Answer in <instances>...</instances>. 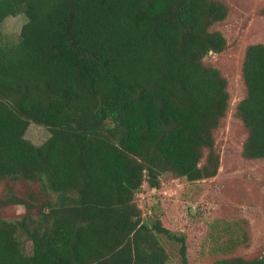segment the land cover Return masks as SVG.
I'll return each mask as SVG.
<instances>
[{
	"label": "trees",
	"instance_id": "16d2710c",
	"mask_svg": "<svg viewBox=\"0 0 264 264\" xmlns=\"http://www.w3.org/2000/svg\"><path fill=\"white\" fill-rule=\"evenodd\" d=\"M228 14L223 0H0V27L26 19L17 35L0 28V211L24 208L0 216V264H169L162 237L188 264L185 238L146 221L137 195L165 174L216 176L230 97L205 58L226 50L213 28ZM241 80L242 155L261 160L264 43L246 47ZM30 124L48 129L42 144L25 138Z\"/></svg>",
	"mask_w": 264,
	"mask_h": 264
},
{
	"label": "rangeland",
	"instance_id": "374dc122",
	"mask_svg": "<svg viewBox=\"0 0 264 264\" xmlns=\"http://www.w3.org/2000/svg\"><path fill=\"white\" fill-rule=\"evenodd\" d=\"M223 1L229 14L213 29L223 34L227 48L221 54L205 58V63L220 69L227 79L230 97L227 115L214 133L218 172L212 178L195 182L165 174L158 178V189H151L144 182L137 195L146 221L158 219L173 234L185 238L188 264H211L223 257L250 258L264 254V159L243 157L246 134L234 117L236 104L244 95L241 64L245 49L250 44L264 43L261 15L264 0ZM25 21L23 15L5 19L0 27L2 34L17 35ZM49 135L47 128L30 124L25 138L40 145ZM16 187L19 189V185ZM1 191L0 187V194ZM23 213V207L15 206L2 209L0 216L13 219ZM241 228L247 245L242 242ZM236 237L239 243L224 253V246H230L229 239ZM162 241L170 255L169 264H180L178 244L168 242L165 237Z\"/></svg>",
	"mask_w": 264,
	"mask_h": 264
},
{
	"label": "water",
	"instance_id": "95a60500",
	"mask_svg": "<svg viewBox=\"0 0 264 264\" xmlns=\"http://www.w3.org/2000/svg\"><path fill=\"white\" fill-rule=\"evenodd\" d=\"M149 178H153V179H155V178H157V176L154 175V174H152L151 172H149Z\"/></svg>",
	"mask_w": 264,
	"mask_h": 264
}]
</instances>
